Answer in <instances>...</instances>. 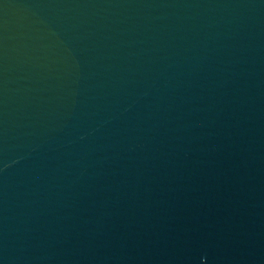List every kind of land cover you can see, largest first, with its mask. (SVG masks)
Returning a JSON list of instances; mask_svg holds the SVG:
<instances>
[{
	"label": "water",
	"instance_id": "obj_1",
	"mask_svg": "<svg viewBox=\"0 0 264 264\" xmlns=\"http://www.w3.org/2000/svg\"><path fill=\"white\" fill-rule=\"evenodd\" d=\"M0 264H264V0H0Z\"/></svg>",
	"mask_w": 264,
	"mask_h": 264
}]
</instances>
